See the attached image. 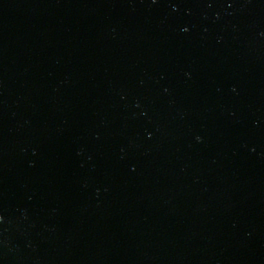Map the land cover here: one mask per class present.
Wrapping results in <instances>:
<instances>
[{
	"label": "water",
	"instance_id": "water-1",
	"mask_svg": "<svg viewBox=\"0 0 264 264\" xmlns=\"http://www.w3.org/2000/svg\"><path fill=\"white\" fill-rule=\"evenodd\" d=\"M0 264H264V0H0Z\"/></svg>",
	"mask_w": 264,
	"mask_h": 264
}]
</instances>
